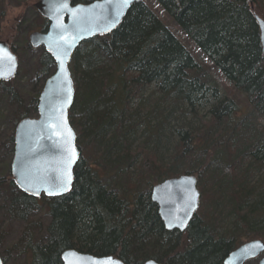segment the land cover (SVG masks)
Returning <instances> with one entry per match:
<instances>
[{"label":"trees","instance_id":"16d2710c","mask_svg":"<svg viewBox=\"0 0 264 264\" xmlns=\"http://www.w3.org/2000/svg\"><path fill=\"white\" fill-rule=\"evenodd\" d=\"M28 1L0 0V42L19 65L21 55L38 52L27 104L15 86L19 72L0 83L15 102L10 161L0 175L9 225L0 234L3 264H62L68 250L123 264H223L240 245L264 242V60L254 19L264 22V0H151L185 44L145 0L112 33L80 44L68 65L75 91L68 121L80 158L71 191L51 199L19 192L10 174L15 127L36 117L55 70L49 54L29 45L27 35L46 32L48 22L36 11L23 20L34 11ZM211 70L228 87L219 88ZM164 146L172 151L166 159ZM180 176L196 178L198 210L184 233L168 232L150 192ZM11 223L22 228L4 248Z\"/></svg>","mask_w":264,"mask_h":264},{"label":"water","instance_id":"95a60500","mask_svg":"<svg viewBox=\"0 0 264 264\" xmlns=\"http://www.w3.org/2000/svg\"><path fill=\"white\" fill-rule=\"evenodd\" d=\"M145 0H99L89 4L73 5L67 0H38L34 5L37 14L48 22L46 32H34L28 37L33 49H43L54 61V73L45 80L37 102L35 118L19 121L14 130L13 155L10 174L17 190L27 196L47 199L67 195L73 186L74 168L80 158L76 135L68 121L75 91L68 68L71 57L80 44L95 37L112 33L123 21L133 4ZM258 26L261 55L264 60V22L254 16ZM3 60L0 61L1 82L15 78L18 60L9 46L0 42ZM14 58L9 60L8 58ZM40 189L39 194H34ZM44 189L57 194L49 195ZM63 189V190H61ZM197 180L192 176H180L154 186L150 200L157 208L163 228L184 233L193 220L199 204ZM264 245L261 240L246 242L231 252L223 264H246L257 260L264 264ZM123 264L112 256L95 257L68 250L61 256L62 264H106L108 259ZM0 264H3L0 257ZM143 264H160L147 261Z\"/></svg>","mask_w":264,"mask_h":264},{"label":"rangeland","instance_id":"374dc122","mask_svg":"<svg viewBox=\"0 0 264 264\" xmlns=\"http://www.w3.org/2000/svg\"><path fill=\"white\" fill-rule=\"evenodd\" d=\"M28 2L32 5L35 4L37 0H29ZM149 2L151 7L157 13L158 17L162 20V22L172 27V29H174L178 34L179 40L185 44L187 41L184 35H182L177 30V27L170 22V20L164 14V12L158 9L154 1L149 0ZM10 12H12V15H15L16 13H19V10H16L14 12L10 11ZM22 16L25 22L33 21L34 17L36 16L35 9L34 11L30 9L26 10ZM23 29L27 30V27L25 26L23 27ZM24 34L25 32H23L22 35ZM27 37L29 36L27 35ZM192 49L194 48L192 47ZM37 55H38L37 51L35 53L27 52L23 54V56L21 55L22 62L19 65V69H18L19 76L17 77L15 86L17 91L19 92V95L23 98L22 99L24 100L23 102L26 104L30 99L29 97L34 93L35 87L32 79V73L36 70L37 67V58H38ZM197 55L199 62H201L206 66H210L208 60L203 55H201L198 52ZM211 74L214 80L216 81V83L218 84L219 88H221L222 86L228 87V83L222 77L219 76L217 71L211 70ZM14 110H15V102L8 94L0 91V175H3L5 173V168H6L5 166L10 161V155H9L10 147L7 146L5 140L7 139L9 132L12 128L11 116ZM200 114L201 115L205 114V110H202ZM186 119L189 120L190 116L188 117L186 116ZM170 124L173 125V122H170ZM160 152L165 159L172 154L171 149L165 146L160 148ZM8 226H9L8 221L6 217H4V201L2 198H0V234ZM21 228H22L21 224H17V223L10 224L9 230L11 231H10V235L7 237V239H5L4 248L10 246L11 244H13V242L17 240ZM7 264H19V260L11 258L7 262ZM248 264H257V260L250 261L248 262Z\"/></svg>","mask_w":264,"mask_h":264},{"label":"snow or ice","instance_id":"6c2138e0","mask_svg":"<svg viewBox=\"0 0 264 264\" xmlns=\"http://www.w3.org/2000/svg\"><path fill=\"white\" fill-rule=\"evenodd\" d=\"M122 2H123V4L127 5L128 3L131 2V0H122ZM63 5H64V7H67V0H63ZM2 54H3V49H0V61L3 60V55ZM8 59L9 60H14V58H11V57H9ZM0 78H6V77H3V75L0 74ZM44 190L47 191L49 195L57 194L56 192H54L53 190H50V189H44ZM61 190H63V189H61ZM39 191H40V189H35L34 190V194L38 195ZM255 246L257 248H264V245H259L258 243H256ZM106 264H116V262L111 261V259L109 258L108 261L106 262Z\"/></svg>","mask_w":264,"mask_h":264}]
</instances>
